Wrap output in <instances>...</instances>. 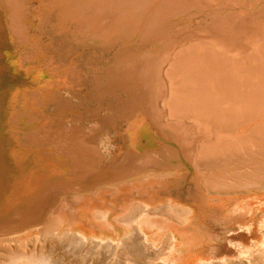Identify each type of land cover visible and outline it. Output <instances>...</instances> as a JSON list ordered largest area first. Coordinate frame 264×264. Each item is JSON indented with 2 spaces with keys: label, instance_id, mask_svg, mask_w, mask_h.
I'll list each match as a JSON object with an SVG mask.
<instances>
[{
  "label": "rangeland",
  "instance_id": "374dc122",
  "mask_svg": "<svg viewBox=\"0 0 264 264\" xmlns=\"http://www.w3.org/2000/svg\"><path fill=\"white\" fill-rule=\"evenodd\" d=\"M3 1L0 264H264V176L228 175L220 164L198 161L203 143L219 140L220 131L169 119L164 70L172 57L161 60L162 52L152 51L167 41L171 55L195 40L216 43L210 28L221 20L258 14L256 31L247 33L251 20L242 22L241 33L252 38L223 46L241 56L253 53L264 44V0H211L219 7L214 12L210 4L195 7L196 0H169L184 6L174 13L188 9L160 21L145 39L161 0L140 17L127 10L108 21L105 8L80 17L64 0ZM83 29L100 31L112 44L98 45L93 33L82 40ZM109 61L129 63L149 113L138 109L127 119L125 100L112 97H128L133 76L99 86L96 74ZM177 123L189 136L188 148L180 145ZM70 144L82 146L79 155ZM20 176L26 187L17 192ZM250 177L257 179L245 181Z\"/></svg>",
  "mask_w": 264,
  "mask_h": 264
},
{
  "label": "bare ground",
  "instance_id": "6f19581e",
  "mask_svg": "<svg viewBox=\"0 0 264 264\" xmlns=\"http://www.w3.org/2000/svg\"><path fill=\"white\" fill-rule=\"evenodd\" d=\"M64 1L72 2V9L77 11L80 17L86 16L91 12H96L99 8H105L106 10L102 13V16L106 17L108 21L114 18L117 13L127 10L132 11L135 16L140 17L154 0H114L115 3L113 0ZM209 1L211 0H196L194 6L200 7V5L210 4L213 7L210 12L217 11L219 7L215 9L214 4L209 3ZM0 2L5 8L6 13H8L6 9L7 4L3 0H0ZM185 3L188 6L190 4L189 2ZM123 6H127V8L123 9ZM175 6L177 7L172 1L161 0L158 8L154 9L152 17L148 19V25L144 29L145 32L142 38L154 36L157 32L156 26L160 21L165 18H171L173 15L188 9V7H185L186 9L178 10L174 13L173 9H175ZM177 8H184V6L180 4ZM257 16L258 14L242 16L240 21L235 22V20H231V22L226 24L224 20L220 19L222 23L220 22L219 25L210 28V31L218 37L219 41L217 40L216 43L213 41L195 40L184 44L171 55L170 48L173 43L167 41L162 46L154 47L152 50L155 54L162 52L161 60H165L170 56L172 57V60L164 70L165 77L170 81L169 95L163 103L168 107L169 119L174 122L182 119L180 125L185 126V128H188L193 123H197L202 128H205V126H215L220 131V139L217 141L210 139L203 143L198 155V161L210 165L220 164L218 166L222 167V171L220 172L228 175H254L261 172L262 176H264V44L255 52L242 56L240 52L231 53L223 47L228 46V44L239 45L241 41L252 38L247 35L244 36L241 31H247V33H250L252 30L256 31L259 28V21L253 23L252 19ZM247 20H251L249 21L251 23L247 24L243 31L242 27L244 24L242 22ZM231 26L234 27L231 28ZM223 31L227 33L223 34ZM11 32L14 35V31L11 30ZM91 33L95 34L96 38H99L98 34L100 31L93 32L91 29L80 30L78 34L79 38L87 40V37L91 36ZM174 37L177 40L179 39L178 35ZM117 38L118 36L113 38L112 41L114 42ZM110 43L100 39L98 45L108 46ZM138 56L133 57V60H136ZM129 66V63L120 64L119 62L102 64L101 72L96 74V79L100 82L99 86L101 87L108 79L114 77L131 75L134 78V75L127 72ZM133 80L135 81L134 85L130 88L128 87L129 89L127 90L129 93L128 97L124 98L121 95L122 92L112 96L113 98L125 100L127 119L132 118L138 109L146 110L148 113L151 110L147 106L148 99L145 98L144 91L140 92L142 87L140 89L138 87L139 82L135 78ZM154 88L157 92L162 89L161 84L158 82L154 84ZM150 116L152 119L153 115H151V112ZM152 121L158 123L157 119ZM244 125L247 126V132L240 137H236L238 130ZM173 126L177 132L182 134L180 145L188 148L186 140L190 141L189 136L185 137L178 123ZM71 145L73 144H70L68 148L72 149L73 153L79 155L78 151L82 146L74 144L70 147ZM73 147L75 148L73 149ZM126 154L135 159V156L130 153ZM147 155L151 161L157 160L153 156V153H147ZM76 160L78 161L77 158ZM231 164L233 167H230ZM237 164H243V167L236 168ZM215 167L213 170H216ZM21 178L20 176L16 181L17 186L15 187H17V192L26 187V182L23 178L21 180ZM256 179L250 177V179L248 178L245 181L254 183ZM16 195L15 193L13 197L11 196V202L17 198L18 195ZM28 202L29 204H33L30 200ZM18 211H20V208H18ZM51 219L52 217L48 219L49 223ZM51 224L55 226L59 225L57 221L56 224L54 222H51Z\"/></svg>",
  "mask_w": 264,
  "mask_h": 264
}]
</instances>
